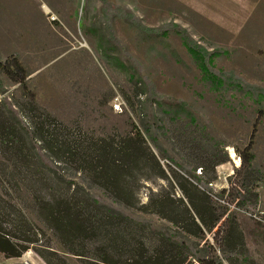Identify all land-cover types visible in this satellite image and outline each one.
Returning <instances> with one entry per match:
<instances>
[{
    "label": "rangeland",
    "instance_id": "obj_1",
    "mask_svg": "<svg viewBox=\"0 0 264 264\" xmlns=\"http://www.w3.org/2000/svg\"><path fill=\"white\" fill-rule=\"evenodd\" d=\"M106 1L129 11L146 28L163 30L170 24L184 28L197 44L217 54L215 70L233 75L245 89L254 88L252 95L234 88L214 93L201 80L179 37L147 36L119 16L107 20L100 0H0V64L18 61L37 106L74 132L106 138L138 131L169 179L170 168L193 182L201 174L199 161L224 160L215 167L212 185L199 186L235 216L246 256L254 264H264V186L254 189L256 204L241 205L240 194L235 199L240 193L235 170L247 147L254 156V169L264 174V99L257 101V92L264 94V0ZM144 84L152 87L160 106L147 101ZM0 102L29 125L28 98L2 72ZM84 177L70 178L83 184L99 203L142 225L137 241L121 244L120 253L128 258L161 256L166 240L184 241L183 248L199 256H220L212 233L202 241L185 238L150 211L161 205L160 197L172 195L167 181L141 182L137 198L149 206L143 213L113 202ZM211 178L208 172L203 180ZM221 190L223 199L217 196ZM173 193L180 197L176 187ZM30 218L43 232L38 233L35 247L48 246L66 264H101L95 261L100 257L130 264L127 257L106 250L98 237L59 241ZM131 249L135 253L129 256ZM24 263L45 264L30 249L18 259L0 254V264Z\"/></svg>",
    "mask_w": 264,
    "mask_h": 264
},
{
    "label": "trees",
    "instance_id": "obj_2",
    "mask_svg": "<svg viewBox=\"0 0 264 264\" xmlns=\"http://www.w3.org/2000/svg\"><path fill=\"white\" fill-rule=\"evenodd\" d=\"M100 1L101 12L107 20L111 15L119 16L147 36L167 37L173 33L179 37L196 63L201 80L209 84L214 93L225 88L245 89L233 75L215 70L214 58L217 54L197 44L184 28L170 24L163 30L149 29L142 26L129 11L106 0ZM109 37L114 40L111 34ZM0 72L23 90L28 98L25 109L29 112L25 116L29 125H24L18 113L0 102V254L4 259L21 258L30 249L45 264H66L48 246L35 247L38 233L43 232L30 216L59 241L69 238L91 241L98 237L106 250L125 256L120 253L121 244L137 241L142 225L99 203L83 184L70 178L79 174L113 202L143 213L148 212L149 206L140 204L137 198L141 182L152 178L167 181L172 195L160 197L161 205L154 206L150 211L178 228L185 238L202 241L206 233H212L220 254L199 256L198 252L183 248L184 241L166 240L160 247L161 256L137 254L128 258L126 255L130 264H191V259L196 264H254L246 256L244 238L235 216L199 186V183L207 186L216 180L215 167L224 160H213L209 164L199 161L201 174L194 176L193 182L170 168L169 179L138 131L106 138L88 136L79 129L74 132V129L37 106L34 95L27 88L28 75L18 61L0 64ZM131 80L134 81V76ZM254 90L249 87L244 92L252 95ZM142 94L148 102L161 105L149 84L145 85ZM257 96L259 102L264 99V94L259 91ZM248 150L249 147L241 155L240 166L235 170L240 178L237 182L240 193L237 192L235 199L240 194L241 205L246 202L256 204L258 195L254 189L257 184L264 186V174L254 169V156ZM208 172L213 178L203 180ZM175 187L180 197L174 196ZM217 196L223 199L225 190ZM134 253L131 249L129 256ZM95 261L118 264L104 257Z\"/></svg>",
    "mask_w": 264,
    "mask_h": 264
},
{
    "label": "bare ground",
    "instance_id": "obj_3",
    "mask_svg": "<svg viewBox=\"0 0 264 264\" xmlns=\"http://www.w3.org/2000/svg\"><path fill=\"white\" fill-rule=\"evenodd\" d=\"M24 264H28V263H24Z\"/></svg>",
    "mask_w": 264,
    "mask_h": 264
},
{
    "label": "built area",
    "instance_id": "obj_4",
    "mask_svg": "<svg viewBox=\"0 0 264 264\" xmlns=\"http://www.w3.org/2000/svg\"><path fill=\"white\" fill-rule=\"evenodd\" d=\"M209 185H212V184H209Z\"/></svg>",
    "mask_w": 264,
    "mask_h": 264
}]
</instances>
